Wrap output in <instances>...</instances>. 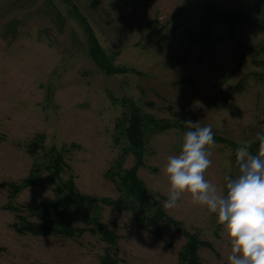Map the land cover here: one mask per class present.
Wrapping results in <instances>:
<instances>
[{
    "label": "rangeland",
    "instance_id": "obj_1",
    "mask_svg": "<svg viewBox=\"0 0 264 264\" xmlns=\"http://www.w3.org/2000/svg\"><path fill=\"white\" fill-rule=\"evenodd\" d=\"M205 6L220 14L243 11L248 21L231 36L216 15L203 22ZM57 11L65 18L62 31ZM263 12L264 0H0V264H104L108 255L117 264H179L186 238L175 227L166 225L156 237L131 212L102 202L75 214L83 235L18 233L16 213L3 207L8 186L34 173L16 203L54 198L48 150H65L64 179L73 176L87 198L119 199L123 192L108 172L121 160L122 168L135 164L116 128L133 102L160 127L149 134L138 174L162 207L167 159L179 154L184 132L195 124L227 140L210 149L204 173L226 191L225 176L239 175L235 150L248 142L258 152L257 134L264 132V69L252 61L264 59ZM13 20L16 29L9 27ZM91 33L102 55L91 51ZM253 45L263 51L256 55ZM115 67L130 70H109ZM165 211L212 243L199 251L203 264H229L230 240L215 214L188 193ZM95 216L118 235L117 253L95 231Z\"/></svg>",
    "mask_w": 264,
    "mask_h": 264
},
{
    "label": "trees",
    "instance_id": "obj_2",
    "mask_svg": "<svg viewBox=\"0 0 264 264\" xmlns=\"http://www.w3.org/2000/svg\"><path fill=\"white\" fill-rule=\"evenodd\" d=\"M212 15L220 20H224L228 26V34L233 36L240 26L245 24L248 20L243 11L223 12L220 14L218 9H212L210 6H205L203 10V22L209 20ZM56 22L60 31L63 30L65 25V18L60 12L55 13ZM264 16V12H263ZM16 21L13 20L9 24L10 28L16 29ZM203 34V33H202ZM208 37L207 35H204ZM90 38L92 41V48L94 54L102 55L100 44L96 36L91 33ZM259 45H253L252 50L255 54H260L263 50H258ZM261 49H264L261 47ZM94 57L97 59L98 56ZM254 64L264 69V59L255 58L252 60ZM109 66H107L108 68ZM121 73H127L130 69L118 67L109 69ZM264 77V71L261 74ZM127 107L122 116L117 120L116 128L119 130L120 137L127 141L128 153L133 154L135 164L133 167L127 169L122 168V162L118 161L115 165L116 170H109V177L114 180L118 189L123 192V195L116 200L103 198L101 200L94 198H87L78 189L73 176L69 175L64 179L62 175L69 170V166L65 162V150L56 151L48 150L50 163L48 164L50 175L56 183V193L54 198H45L40 200L34 206H22L17 204V197L24 187L31 185L34 182L32 176L26 178L21 183H10L9 188V202L4 205L5 209L16 213V221L12 227L21 234H32L36 236H57L64 235L66 237H75L83 235L84 228L75 226V214L87 211L91 206H97L100 202L105 205L113 207L114 210L131 212L137 222V225L151 233L156 237H163L164 227L172 225L176 228L179 235L186 238V243L179 250V264H203L199 251L201 248L213 249L212 243L200 238L197 233H190L183 226V222L174 219L162 207L161 199H157L154 194H151L145 185V182L139 176L138 171L140 166L143 165V156L147 151V140L149 134L155 133L160 129L157 119L152 115L146 114L133 102H127ZM154 126L156 128H152ZM214 140L217 142H226V138L216 134ZM43 142V137L40 142L34 141L30 145V151L34 152ZM259 146V141L255 143ZM255 154L256 148L251 149ZM123 158V157H122ZM27 210L33 215L38 217V221H31L23 214ZM96 229H92L100 235L101 239L105 241L109 247L118 252L117 243L118 235L109 228V226L101 220V217L92 218ZM104 264H117V258L107 256L103 260Z\"/></svg>",
    "mask_w": 264,
    "mask_h": 264
},
{
    "label": "clouds",
    "instance_id": "obj_3",
    "mask_svg": "<svg viewBox=\"0 0 264 264\" xmlns=\"http://www.w3.org/2000/svg\"><path fill=\"white\" fill-rule=\"evenodd\" d=\"M214 135L211 126L199 124L184 132L179 154L169 156L164 169L170 187L163 207L174 208L183 194H190L191 202L215 214L226 232L229 264H264V132L257 134V153L248 142L237 147L239 175L225 176L224 192L204 177Z\"/></svg>",
    "mask_w": 264,
    "mask_h": 264
}]
</instances>
